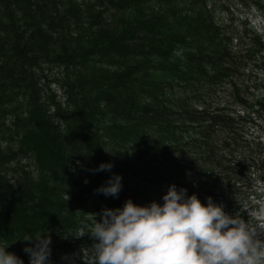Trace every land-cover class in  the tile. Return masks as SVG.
Listing matches in <instances>:
<instances>
[{
    "label": "trees",
    "instance_id": "obj_1",
    "mask_svg": "<svg viewBox=\"0 0 264 264\" xmlns=\"http://www.w3.org/2000/svg\"><path fill=\"white\" fill-rule=\"evenodd\" d=\"M221 3L0 0V246L28 264L18 239L47 230L51 260L91 264L96 241L79 236L103 209L162 204L172 184L248 220L264 34L218 20ZM101 163L114 167L93 174ZM113 174L118 197L96 193Z\"/></svg>",
    "mask_w": 264,
    "mask_h": 264
},
{
    "label": "clouds",
    "instance_id": "obj_2",
    "mask_svg": "<svg viewBox=\"0 0 264 264\" xmlns=\"http://www.w3.org/2000/svg\"><path fill=\"white\" fill-rule=\"evenodd\" d=\"M107 152V151H106ZM111 163H101L93 174L111 171ZM122 177L113 174L95 190L118 197ZM88 181L85 180V183ZM163 203L140 206L128 199L122 208L102 210L86 232L92 240L91 264H264V206L258 212L230 215L222 205L207 204L186 188L168 187ZM96 217V214H95ZM65 238H67L65 236ZM21 242H30L23 251L29 264H52V240L47 230L26 233ZM34 242V243H33ZM0 246V264H24L14 253ZM68 259V257H63Z\"/></svg>",
    "mask_w": 264,
    "mask_h": 264
},
{
    "label": "rangeland",
    "instance_id": "obj_3",
    "mask_svg": "<svg viewBox=\"0 0 264 264\" xmlns=\"http://www.w3.org/2000/svg\"><path fill=\"white\" fill-rule=\"evenodd\" d=\"M255 0H222V8L216 14V18L220 21H231L236 24L238 21L248 22L259 33L264 34V15L259 13L252 5ZM264 5V0H259ZM255 192L260 196V199L252 202V208L249 211L258 212L259 209L264 206V185L259 183L255 184ZM248 210V209H247ZM248 216V213H245ZM249 219V216H248ZM261 239H264V234L261 235ZM68 257V259H63ZM79 256L76 253L61 254L54 260H51L52 264H79ZM84 258L83 260H87ZM89 260V259H88ZM29 264V262H28Z\"/></svg>",
    "mask_w": 264,
    "mask_h": 264
}]
</instances>
